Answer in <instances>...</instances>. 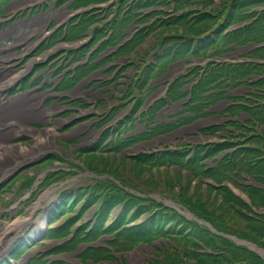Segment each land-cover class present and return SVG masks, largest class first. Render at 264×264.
Here are the masks:
<instances>
[{
  "label": "trees",
  "instance_id": "1",
  "mask_svg": "<svg viewBox=\"0 0 264 264\" xmlns=\"http://www.w3.org/2000/svg\"><path fill=\"white\" fill-rule=\"evenodd\" d=\"M263 2H256V4ZM248 35H250L254 41L264 40V35L259 32L258 27L250 31ZM254 56L264 57V48L256 51ZM253 72L254 71L250 68L245 70L244 68L234 70L228 72L227 75L223 72L220 74L217 72L208 78L205 85H210L212 82H216L222 77H226V81H235V79L244 78L247 74ZM205 87L206 86H202V93H208L210 90L214 89ZM200 98L205 100L209 99V97L205 98L204 96ZM215 100L216 98H211L208 105L214 103ZM253 113L255 116H262L264 115V110H257ZM262 122H264V119H262ZM127 144L129 143L126 141L114 150L119 151ZM224 147L218 146L216 148L221 149ZM258 156L259 153L256 151H249L245 154V151L241 149L239 152L227 157L219 168L212 169L208 172L202 171L199 165L200 159H198L197 156L188 163H185L184 156L166 155L159 162H155L154 159L143 156L134 160L133 169L134 173H142L150 171L154 166L166 165L169 168L172 165L178 164L182 169L190 170V174L186 180H183V172H178L176 174L182 190L180 201L198 217L208 221L218 232L234 235L264 248V215H254L251 217L249 215L251 213V208L237 198L228 187L217 190L218 196L223 197V203L221 204H219L217 197L213 199V191L215 190L213 187L209 188L208 201L205 200L203 193L200 192V186L195 187V196H193L191 191L194 176H209L221 182L224 179L231 180L233 177L241 178V173L247 172L258 182L264 184V160L257 162L254 167L252 166ZM82 160L90 171L97 174L109 172L117 177L120 175L119 168H121L122 165L118 164V161L113 162L111 157L101 154L98 150L83 151ZM123 162L125 163V160H123ZM171 170L170 168L169 171L164 172L163 175L168 178L169 185L173 187V180L175 178ZM148 183L155 187L157 183L155 177L151 176ZM242 188L249 193L255 206L264 208L263 190L253 187ZM94 189L90 202L80 211L76 210L77 203L80 200H78L73 207L66 208L69 200L65 198V204L59 210L61 213L60 218H62V215L64 217L62 225L50 230L49 239L57 240L68 237L73 232L77 223L83 219L89 206L101 197L98 193L103 192L105 201L101 206L97 225L90 232H88V225L84 224L80 226L75 233L74 239L60 246L55 253L69 252L76 249L83 242H93L98 240L102 235L108 234L114 236V240L110 242V247L117 252L129 251L140 242H152L162 237L169 238L177 247L183 248L186 258L191 262L190 264H264V259L258 254L249 251L247 248L238 246L224 236L216 235L208 227L196 221L188 220L185 216L180 215L176 211L159 205L151 198L143 199L140 196H134L112 184L109 186L103 182H99ZM109 189L112 192L106 193ZM121 202L125 205L118 215V218L115 220V223L107 230H104L103 222L107 219L111 208L115 204ZM245 210L247 212H245ZM144 214H148L149 217L141 225L132 228L124 227L129 221H136ZM200 249H206L208 252L198 253L197 251ZM162 256L163 255L159 253V257ZM82 259L83 261L91 259L95 262H100L101 260L113 259V256L110 249L92 248L88 250ZM156 264H183V261L182 258L178 256L177 251L172 247V253L167 252L163 262Z\"/></svg>",
  "mask_w": 264,
  "mask_h": 264
},
{
  "label": "rangeland",
  "instance_id": "2",
  "mask_svg": "<svg viewBox=\"0 0 264 264\" xmlns=\"http://www.w3.org/2000/svg\"><path fill=\"white\" fill-rule=\"evenodd\" d=\"M25 0H12L11 4L9 5V7L7 8V15L8 17L13 16L14 14H16L15 18L12 19V21H7L4 22L2 21V19L7 18L2 17L0 19V26H6V28L0 30V33H4L6 30H9L13 24H16L19 22V24H23L24 20L26 19V17L24 16L23 18H21L22 13L24 12L25 8L24 6H26V3L24 2ZM53 7L55 9H59L56 8L55 5L53 4ZM15 26V25H14ZM27 29V27H26ZM25 29V30H26ZM24 30V31H25ZM18 31H22L23 32V27H20ZM22 32L20 34H22ZM15 32H9V34L7 35L8 38H2L1 41H3V44H7V42L9 40H12V38L14 39L13 42L16 41V37H18L20 34L18 35H11ZM242 49H238V52H240ZM245 51V50H244ZM244 53V52H243ZM170 56V52L168 53V57ZM20 65V64H18ZM41 75H44V70L41 72ZM45 80V77H44ZM30 81L26 80L25 81V87L28 88ZM66 84H64L65 86ZM13 87H11L8 91L5 92V94H3V100L5 102H7L9 100V95L8 92L13 93ZM84 89H86V91L89 89L88 87L84 86ZM43 89H39L38 92H42ZM104 91V90H101ZM89 92V91H87ZM91 94L93 95L94 98H98V94H96L95 92H91ZM96 94V95H94ZM12 95V94H11ZM21 94H15L13 96V98L18 97ZM12 98V99H13ZM94 103V102H93ZM86 116H90V115H86ZM85 116V117H86ZM84 118V117H83ZM95 120H92L86 124H84L82 127H86L88 129H90V131H88V133L86 135H84L83 131L85 128L82 127H77L74 131L70 132V133H63L65 134L64 136L62 135H57V137L54 136V134L51 132L49 135L50 138H52V140L49 142L51 144H54L53 139L55 137V139H78L81 140V142L86 143L87 139L96 132V135L99 134L98 131L96 130H91L92 125L94 124ZM43 125V124H42ZM140 129V128H138ZM58 130V129H57ZM62 133V131H61ZM39 135L41 136V138H45L43 133H39ZM27 139H29V141H27ZM12 144H15L14 146H23V147H29L30 144L34 145L35 144V140H34V136L32 134H27L25 136V138L22 139V141H19L16 137L14 139H12ZM53 147H45L42 150V153L40 155L34 156L36 154V152L33 150L29 151L28 154L29 156L22 159V166L20 167V170H18L19 172H21V170L23 171L24 169H26V167H29V165L33 162V161H40L41 159H43V154H45L46 152H55V151H59V152H63L66 153L60 149L57 150H53ZM74 151V150H73ZM16 156L21 157L23 156V152L18 148L15 151ZM43 155V156H42ZM65 157V161H73V155L72 152H69L68 154L63 155ZM61 167H67V163H64ZM17 172V171H16ZM15 172H11L9 175L12 176ZM85 175L84 174H80L79 177L74 178L73 179V184L70 185L68 187V192L73 191L74 189L83 186V184L85 182H78V179L83 178ZM14 178V177H13ZM39 188L38 184H35L34 186H29V187H22L21 185L19 186H14V189H11L10 194L5 195V199L0 202V239L3 237V235L5 234L8 224H11L14 220H17L19 217L21 218H29L31 216L34 217V221L35 218L38 220H40L41 218L46 217L45 214L48 211L47 207H53V204H55L56 201H58V199L60 198V190L61 188H59V185H54L49 189H42L39 190L36 189ZM49 192V194L42 199V197L44 195H46ZM64 192V191H63ZM57 199V200H56ZM42 201L40 205L36 206L37 203L39 201ZM56 200V201H55ZM47 209V211H46ZM54 210V209H53ZM52 210V212H53ZM52 217V215H51ZM35 223H32L30 225H25L22 228H20V232L17 236H13L10 240H6V244L3 245L2 248H0V258L1 255L6 254V252L10 251L15 245L17 246V244H21V242L19 241H26L27 239H29V243H31V236L33 233V226ZM59 224V223H58ZM56 225V224H55ZM32 226V227H31ZM31 227V229L29 230V228ZM57 242L56 241H46L45 238L42 239L41 241H38L37 243H34L33 245H30V252L27 253L24 257L25 261L27 258H31L33 256H39V255H45L47 254L51 249H53L56 246ZM29 246V245H27ZM153 251L151 250H146L144 249L141 253H140V257L139 258H134L129 256L128 259V263L129 264H144L145 260H149L153 257ZM12 257L17 260L20 261L22 254H20L19 256H15L12 255ZM50 258V257H49ZM57 259L63 260L66 263H76V257L75 256H71V255H65V256H61L59 258H52L49 260L55 261ZM30 264H42V259L41 258H32Z\"/></svg>",
  "mask_w": 264,
  "mask_h": 264
},
{
  "label": "bare ground",
  "instance_id": "3",
  "mask_svg": "<svg viewBox=\"0 0 264 264\" xmlns=\"http://www.w3.org/2000/svg\"><path fill=\"white\" fill-rule=\"evenodd\" d=\"M62 13L59 14L61 16ZM42 18V17H41ZM20 27H23V32L26 29V27H29V23L23 22V24H19L17 26H13L10 30H7L5 33L0 34V44H2L3 41H1L2 38H6L9 32H15L11 35H18L22 31H18ZM26 37V36H25ZM24 37V39H25ZM4 70L8 69V66L6 68H3ZM0 73H2V69H0ZM24 72H19L15 76H12L5 80L4 83H0V91H2L5 88H2L9 82H14L15 79L23 75ZM1 76V75H0ZM31 97H19L15 98L10 101L9 104H3L0 101V150L1 148L4 150V152L0 151V166L5 165H14V168L16 166H20L21 159H24L27 157V152L29 149L19 147V146H11L10 140L12 139L13 134L15 133V130L8 125V122L11 121H19L20 122V131L23 130H29L28 129V121L31 116V114L28 112V105L30 104ZM2 130V131H1ZM36 146L33 148L34 150H37V148H40V145L43 147L44 145H48V142L42 139H39L38 136L35 138ZM20 149L23 152V156L21 157H15L13 154V150ZM15 159V160H11ZM20 160V161H19ZM15 163V164H13ZM9 173V170L3 171L0 169V183L2 180L7 176ZM42 200V199H41ZM29 221L27 219H21L15 221L9 228L7 235H3V237L0 239V248L3 247L4 244H6V238L7 236H10L8 234H15L17 230L22 227L24 224H27ZM49 223V218H46L41 221L40 226L33 232V236L35 238H41L45 235L47 230V225ZM139 255V252L134 253V257Z\"/></svg>",
  "mask_w": 264,
  "mask_h": 264
}]
</instances>
